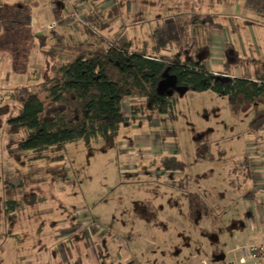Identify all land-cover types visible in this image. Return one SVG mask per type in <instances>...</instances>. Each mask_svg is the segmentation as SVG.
<instances>
[{"label":"rangeland","instance_id":"374dc122","mask_svg":"<svg viewBox=\"0 0 264 264\" xmlns=\"http://www.w3.org/2000/svg\"><path fill=\"white\" fill-rule=\"evenodd\" d=\"M37 1L39 6L30 14L36 28L46 33L45 25L55 21L51 0H0L6 29H0V264H193L190 258L200 252L195 264L236 261L237 248L254 241L239 236L234 240L229 229L245 209L264 206V136L252 139L247 134L264 103L230 107L226 97L188 92L176 98L173 117H167L140 110L132 115L130 107L143 101L123 100L127 123L111 140L87 145L75 140L60 152L50 147L20 157L15 147L23 134L7 136L2 131L16 107L10 95L40 80L44 56L33 36L35 29L28 24V33L25 25L13 28L9 21L17 5ZM244 1L86 3L93 9L101 5L105 39L122 33L139 48L143 42L149 44V34L157 26L182 13L222 14L217 22L226 29L210 33L212 39L217 35L223 41L228 27L242 21L236 14ZM257 17L264 21V16ZM254 24L258 41L252 42V50L257 56L259 48L263 51V62L256 68L264 74V27L259 21ZM77 28L67 23L57 31L84 40ZM198 36L196 41L204 37ZM51 43L44 41L41 50ZM173 51L169 45L160 53ZM213 67L211 72L217 73ZM254 144L258 150H253ZM165 157L182 163V170L163 168L160 161ZM11 201L16 205L9 212L6 203ZM216 237L217 246L210 241ZM219 251L225 258H217Z\"/></svg>","mask_w":264,"mask_h":264},{"label":"trees","instance_id":"16d2710c","mask_svg":"<svg viewBox=\"0 0 264 264\" xmlns=\"http://www.w3.org/2000/svg\"><path fill=\"white\" fill-rule=\"evenodd\" d=\"M50 3L51 16L57 21L62 15V0ZM37 4L17 5L9 24L13 28L25 25L29 33L30 12ZM4 7L0 6V10ZM243 9L264 16V0H245ZM102 18V14L90 10L86 24L77 28L84 40L73 39L58 29L33 35L44 56L38 73L40 80L13 90L10 97L16 107L6 117L2 129L7 136L23 134L15 147L18 156L42 153L50 147L60 152L64 144L75 140L86 145L98 139L111 140L127 123L122 114L123 100L143 101L142 105L130 107L132 115L140 110L141 114L145 111L167 117H173L176 98L188 92H211L226 97L230 107L264 103L263 73L254 79L247 74L233 78L228 64L217 73L208 69L210 54L206 37L211 31L221 29L215 15H175L157 26L149 34V44L143 42L139 48H133L122 33L111 40L105 39L101 34ZM0 27L2 32L6 30L1 16ZM198 32L205 35L204 40L196 41ZM46 40L52 43L42 51ZM169 45L173 53L161 54ZM262 129L264 109H259L248 125L247 134L254 135ZM60 160L59 157L54 161ZM160 163L166 170L183 168L182 163L169 157ZM6 204L7 211L16 205L13 201Z\"/></svg>","mask_w":264,"mask_h":264},{"label":"crops","instance_id":"0c3cea01","mask_svg":"<svg viewBox=\"0 0 264 264\" xmlns=\"http://www.w3.org/2000/svg\"><path fill=\"white\" fill-rule=\"evenodd\" d=\"M37 3L39 4V1H37ZM143 5H145V4H143ZM98 6L101 7V5H97V7L94 8V11L97 13H100L98 11ZM49 7H51V5ZM104 9H105L104 5H102V10H103L102 12L106 11L107 8L105 10ZM246 12L247 11H245L243 9V6L241 8V11L238 10V13L236 14V16L239 15L242 21L239 23H236L233 21L234 25H231L230 27H228L229 33L228 34L225 33L223 41L220 40L221 38L217 37V35L215 38H213V39L211 38L212 37L211 33H213V32L220 33V32H222V30L226 29L220 23L219 24L221 25V29L211 32L209 34V36L206 37L207 42H208V50H209V54H210L209 60L207 62V66H208V69L210 71L212 70V66H214L213 68H215L219 72L224 68L225 64H228L229 71H230L229 73H230L231 77H233V78H239V77L245 76V74H247L250 79H254L256 76H253V75H257L258 73H260V71L257 70L256 66L260 65L263 62V60H262L263 51L260 50V48H259V52H258V56H257V53L252 50V48H253L252 42L258 41V38H257L258 33L254 29V26H255L254 23H257V21H259L261 23V25H263V27H264V21L259 19V17H257V16L251 17L252 15H250ZM187 14H191V13H187ZM194 14H202L203 15V14H209V13H194ZM175 15H178V14H175ZM175 15H172L171 17H173ZM219 15H222V14L219 13V14H216L215 16L217 17ZM32 19H33V21L35 20V22H36V19H34L33 16H32ZM60 28H63V27H60ZM36 32L37 31L35 30L34 33L38 34ZM199 33H201V32L197 33V37H199L198 36ZM203 36L204 37L201 40L205 39L204 34H203ZM204 54H205V52H203L201 55H204ZM250 61H252V62H250ZM248 62H250V63H248ZM252 67H255V68L253 69ZM254 117H255V115H254ZM250 136L253 137L252 139H254L256 136H258V138H260V137L264 136V129L260 130L256 134L250 135ZM258 146H259V144H258ZM253 148H254L253 150L257 149L255 144L253 145ZM260 153H262V152H260ZM247 158H248L247 160L249 162L250 159L248 156H247ZM9 212H10V210H9ZM261 225H264V206L259 205L253 209L252 208L251 209L250 208L245 209V211L242 212V218H237L235 220V223L232 225V228L229 229V231H230V233H232V237L234 240H237V238H238L237 236L243 237V238L247 237L251 241H254V244H255V241H258V243H259L260 241H262L264 239V228H262ZM234 232H235V234H233ZM237 233H238V235H236ZM210 241L212 242V244H216V243L218 244L219 243L218 242L219 237H216L215 239L213 238ZM217 244L215 246H217ZM210 246L212 247L213 245H210ZM215 254H218L217 258H225V256H226V254H223L220 251L218 253H215ZM200 255H203V253L200 252L198 255H192V257L190 258L191 259L190 261H193V264H195L194 261L199 259ZM207 261H209V259H207ZM201 263L205 264V262H203V260L201 261Z\"/></svg>","mask_w":264,"mask_h":264},{"label":"built area","instance_id":"2783aa9c","mask_svg":"<svg viewBox=\"0 0 264 264\" xmlns=\"http://www.w3.org/2000/svg\"><path fill=\"white\" fill-rule=\"evenodd\" d=\"M91 9L90 5L85 1L71 3L70 0H62V15L57 21H52L45 25L44 30L49 31L58 29L64 27L67 23L76 28L79 25L84 26L86 24V15ZM35 24L36 22L35 20L33 21L31 16L29 21L30 28L32 30L35 29L38 34L41 33L42 31L36 28ZM252 154L253 153H250V156H253ZM237 251L240 257L236 261L234 260L225 264H264V240L246 247H239Z\"/></svg>","mask_w":264,"mask_h":264}]
</instances>
